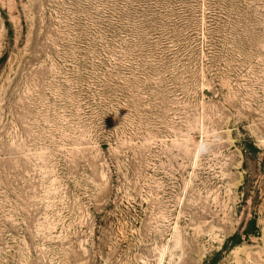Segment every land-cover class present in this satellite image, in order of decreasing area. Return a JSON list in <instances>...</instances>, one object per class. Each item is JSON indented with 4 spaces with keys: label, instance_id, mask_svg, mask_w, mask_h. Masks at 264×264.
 Instances as JSON below:
<instances>
[{
    "label": "rangeland",
    "instance_id": "rangeland-1",
    "mask_svg": "<svg viewBox=\"0 0 264 264\" xmlns=\"http://www.w3.org/2000/svg\"><path fill=\"white\" fill-rule=\"evenodd\" d=\"M0 264H264V0H0Z\"/></svg>",
    "mask_w": 264,
    "mask_h": 264
},
{
    "label": "trees",
    "instance_id": "trees-1",
    "mask_svg": "<svg viewBox=\"0 0 264 264\" xmlns=\"http://www.w3.org/2000/svg\"><path fill=\"white\" fill-rule=\"evenodd\" d=\"M247 149H245V150H247L246 152H247V154H249L248 153V145H247V147H246ZM244 185H247V189H248V187H249V179H245V183H244Z\"/></svg>",
    "mask_w": 264,
    "mask_h": 264
}]
</instances>
